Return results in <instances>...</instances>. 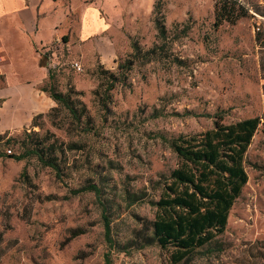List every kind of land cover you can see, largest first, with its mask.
Segmentation results:
<instances>
[{
	"label": "rangeland",
	"instance_id": "rangeland-1",
	"mask_svg": "<svg viewBox=\"0 0 264 264\" xmlns=\"http://www.w3.org/2000/svg\"><path fill=\"white\" fill-rule=\"evenodd\" d=\"M239 1L246 15L219 26L210 0H155L138 28L125 10L104 13L119 40L111 69L95 56L85 63L63 40L41 48L51 76L42 89L65 95L77 114L57 103L35 125L0 134V264H172L171 249L150 239L154 202L179 163L172 141L219 117L260 119L244 157L248 179L217 243L184 264H264V0ZM7 47L15 68L34 66L27 44Z\"/></svg>",
	"mask_w": 264,
	"mask_h": 264
},
{
	"label": "trees",
	"instance_id": "trees-1",
	"mask_svg": "<svg viewBox=\"0 0 264 264\" xmlns=\"http://www.w3.org/2000/svg\"><path fill=\"white\" fill-rule=\"evenodd\" d=\"M245 15L239 0L214 2V26L223 21L234 24ZM154 25L158 37L164 40L163 18L156 17ZM44 91L73 115L77 114L65 95L52 87ZM34 119L32 125H35ZM259 124L258 117L229 124L219 117L209 130L173 139L172 147L179 163L163 182L161 194L154 202L156 213L150 236L162 249H171L172 264H184L197 249L217 243V237L224 232L229 212L247 183L244 157ZM32 153L44 160L37 149H32ZM7 157L22 158L15 154ZM48 165L54 166V163ZM103 213L105 235L110 236L109 220ZM109 244L114 246V241L110 240Z\"/></svg>",
	"mask_w": 264,
	"mask_h": 264
},
{
	"label": "crops",
	"instance_id": "crops-1",
	"mask_svg": "<svg viewBox=\"0 0 264 264\" xmlns=\"http://www.w3.org/2000/svg\"><path fill=\"white\" fill-rule=\"evenodd\" d=\"M210 1L214 16L215 0ZM154 3L155 0H74L65 7L60 0H0V134H12L28 127L36 116L57 104L42 89L49 80L46 65L49 57L45 49L41 53V48L63 40L65 44L78 47L79 56L85 63H90L91 56H95L97 64L111 69L119 54V40L112 34L113 26L106 22L104 13L116 14L125 10L134 28H138L152 15ZM176 5L174 9H177ZM74 7L79 13L76 25L72 27L67 22L76 10ZM60 28H66L67 33L59 31ZM10 43L17 44L19 49L26 44L30 47L32 68L27 64L22 66L23 69L14 67L12 51L7 47Z\"/></svg>",
	"mask_w": 264,
	"mask_h": 264
},
{
	"label": "built area",
	"instance_id": "built-area-1",
	"mask_svg": "<svg viewBox=\"0 0 264 264\" xmlns=\"http://www.w3.org/2000/svg\"><path fill=\"white\" fill-rule=\"evenodd\" d=\"M257 30H259V28H257ZM0 60H1V56H0ZM72 67L74 68V69H76L77 71H81L82 70V67H81V64L78 62V61H74V62H72ZM10 151L8 150V153H9Z\"/></svg>",
	"mask_w": 264,
	"mask_h": 264
}]
</instances>
